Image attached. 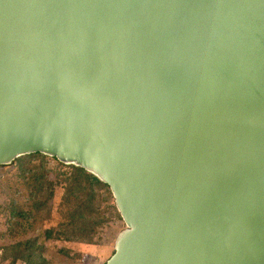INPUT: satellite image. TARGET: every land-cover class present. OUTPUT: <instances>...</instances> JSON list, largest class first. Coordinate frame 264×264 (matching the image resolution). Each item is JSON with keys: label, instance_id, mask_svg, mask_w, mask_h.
I'll use <instances>...</instances> for the list:
<instances>
[{"label": "water", "instance_id": "95a60500", "mask_svg": "<svg viewBox=\"0 0 264 264\" xmlns=\"http://www.w3.org/2000/svg\"><path fill=\"white\" fill-rule=\"evenodd\" d=\"M107 186L104 264H264V0H0V167Z\"/></svg>", "mask_w": 264, "mask_h": 264}, {"label": "trees", "instance_id": "16d2710c", "mask_svg": "<svg viewBox=\"0 0 264 264\" xmlns=\"http://www.w3.org/2000/svg\"><path fill=\"white\" fill-rule=\"evenodd\" d=\"M41 157L38 165L24 166V161ZM44 156L32 154L14 160L22 178H29L27 203L21 205L16 200L0 207V263L6 264H51L44 256V243L38 237L25 238L28 223L51 200L56 187L62 189L61 205L64 206L62 219L52 228L44 231L46 242L94 244L97 233L111 219L120 220L112 197L106 185L100 183L84 170L73 166L67 172H57L54 181L48 179ZM54 159V158H53ZM55 160V159H54ZM61 166V165H60ZM112 204H108L109 201ZM103 208H100L102 205ZM30 206V207H29ZM21 234L22 239L17 240ZM62 252V250H59ZM65 256L69 250H63Z\"/></svg>", "mask_w": 264, "mask_h": 264}, {"label": "rangeland", "instance_id": "374dc122", "mask_svg": "<svg viewBox=\"0 0 264 264\" xmlns=\"http://www.w3.org/2000/svg\"><path fill=\"white\" fill-rule=\"evenodd\" d=\"M41 159V157H36L32 160H25L24 166L38 165ZM43 161L45 167L49 170L47 176L50 181L55 180L57 172L69 171L68 167L70 165L60 164L53 158L44 156ZM28 183H30V179L22 178L17 165L0 167V207L8 204L10 200H16L21 205L27 203L28 192L26 188ZM61 196L62 189L56 187L52 199L48 200L45 206L38 213H35L34 218L28 223L25 238L38 237L39 242L44 243L45 259L51 264H104L113 254L117 235L125 228L122 220L111 219L97 233L94 244L46 242L44 231L54 227L62 219L64 206L61 205ZM108 204H112V201L110 200ZM103 206L106 205L104 204L100 208H103ZM3 230L4 228L0 226V232H3ZM22 238L24 237L19 234L16 239L20 240ZM1 242L6 244L10 241L5 238L0 241V244ZM59 250H62V252ZM63 250H69V255L65 256Z\"/></svg>", "mask_w": 264, "mask_h": 264}]
</instances>
